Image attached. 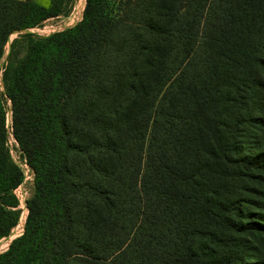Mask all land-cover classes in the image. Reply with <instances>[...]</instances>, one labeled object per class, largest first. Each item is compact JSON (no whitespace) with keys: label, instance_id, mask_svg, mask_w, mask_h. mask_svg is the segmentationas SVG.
Listing matches in <instances>:
<instances>
[{"label":"trees","instance_id":"trees-1","mask_svg":"<svg viewBox=\"0 0 264 264\" xmlns=\"http://www.w3.org/2000/svg\"><path fill=\"white\" fill-rule=\"evenodd\" d=\"M64 1L0 0V240L10 136L34 174L0 264H264V0H85L27 30Z\"/></svg>","mask_w":264,"mask_h":264},{"label":"rangeland","instance_id":"rangeland-1","mask_svg":"<svg viewBox=\"0 0 264 264\" xmlns=\"http://www.w3.org/2000/svg\"><path fill=\"white\" fill-rule=\"evenodd\" d=\"M39 1H42V0H39ZM45 1L46 0H44V2ZM109 1H110V5H109L110 11L112 13H115L116 11H118L119 5L117 3V0H109ZM84 4H85V0H65L63 3V12L59 14V16L46 19L40 27H34V28L27 29V30L36 35L45 36L55 31H60L69 26H73L77 21H79L82 18ZM25 31L14 32L9 36V40L4 47V55H3L2 61H4L8 56V53L10 50L9 49L10 42L14 38H18L20 34H22ZM6 105L9 108V102H6ZM8 112L9 113H7V123L9 124L10 123V110H8ZM10 141H11L10 147L13 152V155L20 156L17 145L14 144L12 136H10ZM31 189H32V183H30L29 181L25 182L19 188H17L16 195L19 198V205H23L24 207H26L25 200L30 195ZM20 211L23 212V207L20 208ZM26 213L24 215V219L26 217ZM23 224H24V221H23ZM23 224L21 225L18 223L15 227L11 229L10 233L6 237H3L0 240V252L4 251L8 247V244L13 238H15L16 236L22 233Z\"/></svg>","mask_w":264,"mask_h":264},{"label":"built area","instance_id":"built-area-1","mask_svg":"<svg viewBox=\"0 0 264 264\" xmlns=\"http://www.w3.org/2000/svg\"><path fill=\"white\" fill-rule=\"evenodd\" d=\"M13 138V137H12ZM13 142L14 144H16L15 140L13 139ZM11 141H10V138H9V141H8V146H9V150H10V153H11V156L14 160V162L22 169L23 171V181L22 183L17 187L19 188L22 184H24L25 182L29 181L30 183H33V177H34V174H33V171L31 170V168L29 167V165L27 164L26 160L20 156H16V155H13V152L11 150ZM17 145V144H16ZM19 152V151H18ZM20 154V153H19ZM17 188L14 190V193L17 194L16 190Z\"/></svg>","mask_w":264,"mask_h":264},{"label":"bare ground","instance_id":"bare-ground-1","mask_svg":"<svg viewBox=\"0 0 264 264\" xmlns=\"http://www.w3.org/2000/svg\"><path fill=\"white\" fill-rule=\"evenodd\" d=\"M9 113V112H8ZM19 207L20 208H22L23 207V212H21V216H20V219H19V224H23V221L25 220L24 219V215H25V213L27 212V209H26V207H24L23 205H19Z\"/></svg>","mask_w":264,"mask_h":264},{"label":"crops","instance_id":"crops-1","mask_svg":"<svg viewBox=\"0 0 264 264\" xmlns=\"http://www.w3.org/2000/svg\"><path fill=\"white\" fill-rule=\"evenodd\" d=\"M35 1L38 2L39 4L43 5V6H48L49 5V0H46L45 2H44V0H42V1L35 0Z\"/></svg>","mask_w":264,"mask_h":264}]
</instances>
